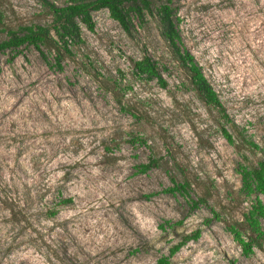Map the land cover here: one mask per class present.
<instances>
[{"label":"rangeland","instance_id":"obj_1","mask_svg":"<svg viewBox=\"0 0 264 264\" xmlns=\"http://www.w3.org/2000/svg\"><path fill=\"white\" fill-rule=\"evenodd\" d=\"M160 2L222 109L161 36ZM0 12V40L51 19L38 0H0ZM93 20L61 69L33 46L0 53V264H156L196 230L171 264H264V242L245 255L228 230L247 237L239 170L264 150V0H160L130 32L105 9ZM145 55L165 87L134 72Z\"/></svg>","mask_w":264,"mask_h":264},{"label":"trees","instance_id":"obj_2","mask_svg":"<svg viewBox=\"0 0 264 264\" xmlns=\"http://www.w3.org/2000/svg\"><path fill=\"white\" fill-rule=\"evenodd\" d=\"M160 0H38L40 5L46 9L51 19L48 23H34L19 26L17 29H9L7 37L0 40V53L6 50L17 51L21 46H33L41 57L52 65L47 54L53 52L54 64L58 69L62 68V59L65 55L72 53V45L80 44L82 39V27L88 30L94 29L93 13L105 9L109 16L115 20L123 30L130 32L134 28V18L140 24L144 21L146 14L152 13L153 7ZM156 15L160 27L161 36L167 42L170 50L184 67L189 75L190 83L200 99L206 104L222 109V103L209 80L205 76L201 66L195 60L193 54L181 45L180 32L177 25L176 12L169 3L160 2L156 8ZM2 13L0 12V24L2 23ZM14 57V55L12 56ZM134 72L147 81L156 80L161 86H166V80L160 72L157 63L150 56H143L133 63ZM224 136L231 141V135L224 129ZM248 143L259 149V146L252 142ZM261 158L254 166L243 165L240 170V192L245 198L250 200L249 208L243 213L244 230L247 237L239 228V224L228 226L233 239L241 247L243 254L249 255L254 247L261 248L264 242V230L261 220L264 219V150ZM152 166V161L141 163L137 166V171L146 173ZM186 186L178 184L169 187L166 191L174 193L183 191ZM199 201L205 203L204 198ZM63 203L69 199L62 200ZM198 201L192 202L195 207ZM215 217L218 214L215 212ZM182 220L172 223V226H179ZM161 227H164L161 226ZM200 230H196L190 236H186L173 244L169 248L167 256L160 257L156 264H171V256L174 255L187 241L197 239Z\"/></svg>","mask_w":264,"mask_h":264}]
</instances>
